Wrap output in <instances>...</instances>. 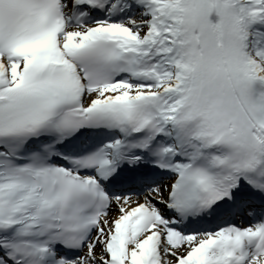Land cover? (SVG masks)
Segmentation results:
<instances>
[{"label":"bare ground","instance_id":"obj_1","mask_svg":"<svg viewBox=\"0 0 264 264\" xmlns=\"http://www.w3.org/2000/svg\"><path fill=\"white\" fill-rule=\"evenodd\" d=\"M123 1V0H122ZM179 0H156L153 5L149 6V13H150V19L148 21H145L148 23L149 27L152 28V26H155L152 29V35L151 40L160 38V44L157 46V48H160V51L163 52V56L157 59V65H161V68L159 69L161 71V83L156 85H148V86H142V85H133L130 83H119L116 85H113V87L109 89H102L96 96L97 97H104L105 95L110 96L113 98L116 94L121 95H128L132 96L136 92H146V91H152V92H159V91H166L168 89L177 87V84L180 82L179 78V71H178V58H176V51L173 50V48L178 47V42H176L177 39V33L175 31V27L178 26L175 22L174 17L176 15V18H178L177 14V6H178ZM237 1V10L240 15H246L248 18L247 21H245L244 26L247 29H251L252 24L249 21L250 15L252 13V9L248 6V2L250 0H236ZM156 15L155 17H153ZM120 27H116L113 29V34H125L126 36L119 41L120 45H127L131 49L133 48H139L145 49L146 51H149V44L147 39L145 37H142L140 34L141 29L140 27H134L132 26L128 30L124 28L123 25H117ZM218 25L217 23L214 24L213 30H215L216 33H218L217 29ZM249 33V32H248ZM71 35L73 36L74 42L76 45L80 43H84L89 38H92L93 35L91 33H86L83 30L78 29L77 31H72ZM147 43V44H146ZM153 58H155V53H152ZM6 61L3 57H0V62ZM250 64L251 67H253L254 75L258 74L260 76V79L264 82V61L261 62L259 58H251ZM10 72L13 76L12 80L16 79L18 77V74L16 72H13V66L14 63H9ZM146 64V63H145ZM144 64V65H145ZM163 187L158 190V195L161 196ZM150 205L152 208L155 209L157 213L161 212V207H159V204L154 203L153 201L150 202ZM129 206H121L120 208L114 207L113 209L120 210V212L127 211ZM122 214V213H121ZM119 213H111L108 215V217H105L103 221L104 223V229L106 227V233H103L102 236H98L96 241L91 242L93 246V250L90 252L88 251L86 256L79 259V263L76 264H102L101 259H106L105 264H118L119 261H122L123 264H132V262H136L137 264H142V250L143 245L140 242H135L131 245V247H128L125 255L123 258H119V251L111 244L110 240L108 242V239H111V236H107V232L112 229L114 226L120 227L124 229V225H119L118 221H115L119 218ZM110 226V227H109ZM101 229V227H98ZM104 230V232H105ZM166 245H169L165 242ZM200 252H197V254ZM164 262L166 264H197L194 260L197 259V256H190L187 261L184 262L183 260H173L169 255L168 252L164 250L163 253ZM111 258V260H110ZM110 260V262H109ZM119 260V261H118ZM146 261V260H144ZM248 264H260L257 259H252L248 262Z\"/></svg>","mask_w":264,"mask_h":264},{"label":"rangeland","instance_id":"obj_2","mask_svg":"<svg viewBox=\"0 0 264 264\" xmlns=\"http://www.w3.org/2000/svg\"><path fill=\"white\" fill-rule=\"evenodd\" d=\"M90 248H91V247L88 245V246H87V249L85 250V253L87 252V250H88V251H92V249H90ZM83 254H84V253H83Z\"/></svg>","mask_w":264,"mask_h":264}]
</instances>
